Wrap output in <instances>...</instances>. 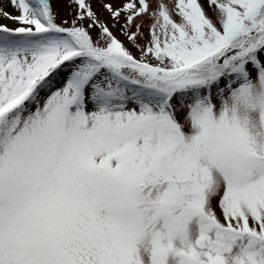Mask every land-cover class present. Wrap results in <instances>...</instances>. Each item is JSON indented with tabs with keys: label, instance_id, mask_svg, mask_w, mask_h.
I'll list each match as a JSON object with an SVG mask.
<instances>
[{
	"label": "snow or ice",
	"instance_id": "obj_1",
	"mask_svg": "<svg viewBox=\"0 0 264 264\" xmlns=\"http://www.w3.org/2000/svg\"><path fill=\"white\" fill-rule=\"evenodd\" d=\"M7 4L0 264H264V0Z\"/></svg>",
	"mask_w": 264,
	"mask_h": 264
},
{
	"label": "rangeland",
	"instance_id": "obj_2",
	"mask_svg": "<svg viewBox=\"0 0 264 264\" xmlns=\"http://www.w3.org/2000/svg\"><path fill=\"white\" fill-rule=\"evenodd\" d=\"M3 2L6 4V7L8 8L9 11L15 12V8H12L10 5L7 4V0H3ZM0 22H4L10 25H15L16 21L10 20V19H5L3 17H0ZM119 35V33H117ZM123 39V37H121Z\"/></svg>",
	"mask_w": 264,
	"mask_h": 264
},
{
	"label": "bare ground",
	"instance_id": "obj_3",
	"mask_svg": "<svg viewBox=\"0 0 264 264\" xmlns=\"http://www.w3.org/2000/svg\"><path fill=\"white\" fill-rule=\"evenodd\" d=\"M5 4V3H4ZM5 6H6V4H5Z\"/></svg>",
	"mask_w": 264,
	"mask_h": 264
}]
</instances>
